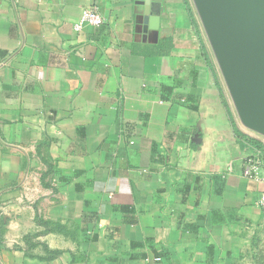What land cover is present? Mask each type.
I'll return each instance as SVG.
<instances>
[{"label": "crops", "instance_id": "obj_1", "mask_svg": "<svg viewBox=\"0 0 264 264\" xmlns=\"http://www.w3.org/2000/svg\"><path fill=\"white\" fill-rule=\"evenodd\" d=\"M151 1L0 0V264L260 255L264 134L195 0H160L157 20ZM85 9L104 22L77 29Z\"/></svg>", "mask_w": 264, "mask_h": 264}, {"label": "water", "instance_id": "obj_2", "mask_svg": "<svg viewBox=\"0 0 264 264\" xmlns=\"http://www.w3.org/2000/svg\"><path fill=\"white\" fill-rule=\"evenodd\" d=\"M243 123L264 134V0H195ZM157 20L160 0H152Z\"/></svg>", "mask_w": 264, "mask_h": 264}, {"label": "built area", "instance_id": "obj_3", "mask_svg": "<svg viewBox=\"0 0 264 264\" xmlns=\"http://www.w3.org/2000/svg\"><path fill=\"white\" fill-rule=\"evenodd\" d=\"M81 20L76 24V28L80 29L84 25L99 26L104 22L103 16L95 9H85L82 13ZM262 160L255 157L247 161L245 175L252 179H259L261 173ZM259 206L264 211V186L259 197Z\"/></svg>", "mask_w": 264, "mask_h": 264}, {"label": "rangeland", "instance_id": "obj_4", "mask_svg": "<svg viewBox=\"0 0 264 264\" xmlns=\"http://www.w3.org/2000/svg\"><path fill=\"white\" fill-rule=\"evenodd\" d=\"M220 70L222 71V69H220ZM222 76L225 78L224 73H223ZM227 92L229 94H231V91H230V88L228 86V83H227ZM260 236H261V237H259L261 239V244L259 246L260 255L258 257H256V259H254V261H250L249 263H244V264H264V230H262V232L260 233ZM257 254H259V253H257Z\"/></svg>", "mask_w": 264, "mask_h": 264}, {"label": "trees", "instance_id": "obj_5", "mask_svg": "<svg viewBox=\"0 0 264 264\" xmlns=\"http://www.w3.org/2000/svg\"><path fill=\"white\" fill-rule=\"evenodd\" d=\"M259 146L262 147V145L259 143ZM27 238V237H26Z\"/></svg>", "mask_w": 264, "mask_h": 264}]
</instances>
